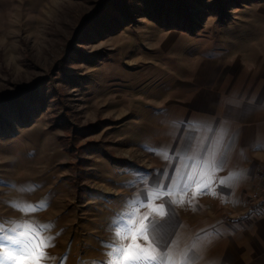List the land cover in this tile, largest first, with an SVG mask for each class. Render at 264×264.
Instances as JSON below:
<instances>
[{
    "label": "rangeland",
    "instance_id": "obj_1",
    "mask_svg": "<svg viewBox=\"0 0 264 264\" xmlns=\"http://www.w3.org/2000/svg\"><path fill=\"white\" fill-rule=\"evenodd\" d=\"M127 1L0 0V244L17 225H51L41 264H114L117 221L138 202V228L164 203L161 264L235 263L220 256L237 242L208 235L222 217L264 218L249 201L254 178L237 212L210 210L194 184L149 194L188 162L172 113L186 112L190 76L261 40L264 0Z\"/></svg>",
    "mask_w": 264,
    "mask_h": 264
},
{
    "label": "crops",
    "instance_id": "obj_2",
    "mask_svg": "<svg viewBox=\"0 0 264 264\" xmlns=\"http://www.w3.org/2000/svg\"><path fill=\"white\" fill-rule=\"evenodd\" d=\"M257 31L264 35V27ZM255 43L243 53L216 54L206 59L203 69L190 76L192 94L184 102L186 112L179 105V111L172 113L173 131L188 133V164L192 163L189 157L224 158L223 168L205 188L211 195L210 210H247L245 198L252 189L255 169L264 165V36ZM184 113L190 124L179 121ZM233 175L235 179L220 184L221 178ZM206 182L207 177L202 183ZM208 236L210 241L219 236L221 241L237 242L228 247L227 255L220 256L235 258L236 262L226 259L225 264H264L262 216L249 214L235 222H225L222 217L210 228ZM240 240L242 245L238 246Z\"/></svg>",
    "mask_w": 264,
    "mask_h": 264
},
{
    "label": "snow or ice",
    "instance_id": "obj_3",
    "mask_svg": "<svg viewBox=\"0 0 264 264\" xmlns=\"http://www.w3.org/2000/svg\"><path fill=\"white\" fill-rule=\"evenodd\" d=\"M189 159L192 161L191 166L189 167L188 162L185 161L183 168L177 170V177L173 179L171 186L167 187L165 191L164 186L161 185L149 194L150 201L170 196L174 190L183 191L193 184L207 188L216 179L215 173L220 171L224 165L223 156L212 159L206 157H189ZM198 169H200L199 172ZM205 177H207V182L201 185V181ZM233 179H235L234 175L221 178L219 182L223 185ZM181 181H184L183 189H180ZM213 195H215L214 192ZM179 202L173 200V203ZM135 203L138 202H134L131 205V210L124 213V217L127 219L122 218L117 221L119 227L116 235L119 237L120 243L112 248L109 256L114 258V264H161L160 252L169 243V241L162 243L158 240L159 226L166 217V206L164 203H160L157 208L153 209L158 213L156 218H153L151 213H145L137 228L135 221L139 209L135 207ZM39 207H44V204H40ZM148 207L152 208V205L149 204ZM35 210L31 205L23 207L25 213ZM21 227L23 230H20ZM49 227L51 225L27 224L17 225L16 228L11 229V234L6 237L11 247L0 244V254H2L0 255V264H41L45 258L42 249L48 247L46 241L51 240V237H44L42 233Z\"/></svg>",
    "mask_w": 264,
    "mask_h": 264
},
{
    "label": "built area",
    "instance_id": "obj_4",
    "mask_svg": "<svg viewBox=\"0 0 264 264\" xmlns=\"http://www.w3.org/2000/svg\"><path fill=\"white\" fill-rule=\"evenodd\" d=\"M254 187L250 194L249 201L264 216V165L258 166L254 172Z\"/></svg>",
    "mask_w": 264,
    "mask_h": 264
},
{
    "label": "trees",
    "instance_id": "obj_5",
    "mask_svg": "<svg viewBox=\"0 0 264 264\" xmlns=\"http://www.w3.org/2000/svg\"><path fill=\"white\" fill-rule=\"evenodd\" d=\"M157 3V2H156ZM164 2L162 1V6L163 7H158V8H160V9H164L165 7H164V5H166V4H164ZM122 6L127 10L128 9V7H129V3H128V1L127 0H122ZM113 6H112V3L110 2V1H107V3H105V5H104V8H103V10H102V12H105V13H107L109 10H111V8H112ZM105 15H108V13L107 14H105ZM159 15V14H158ZM99 16V15H98ZM98 18H102V16H99ZM20 103H22L20 100H18L17 101V105L18 104H20ZM15 105H16V103H15Z\"/></svg>",
    "mask_w": 264,
    "mask_h": 264
}]
</instances>
